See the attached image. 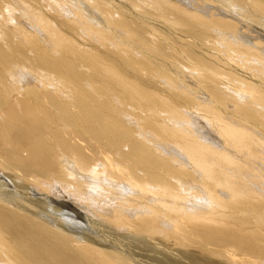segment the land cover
<instances>
[{
	"label": "bare ground",
	"instance_id": "obj_1",
	"mask_svg": "<svg viewBox=\"0 0 264 264\" xmlns=\"http://www.w3.org/2000/svg\"><path fill=\"white\" fill-rule=\"evenodd\" d=\"M0 264H264V0H0Z\"/></svg>",
	"mask_w": 264,
	"mask_h": 264
}]
</instances>
